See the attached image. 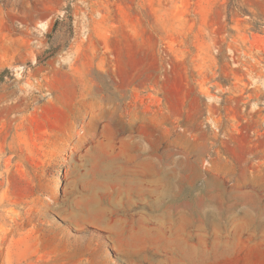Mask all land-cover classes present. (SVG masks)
Wrapping results in <instances>:
<instances>
[{
  "label": "rangeland",
  "instance_id": "374dc122",
  "mask_svg": "<svg viewBox=\"0 0 264 264\" xmlns=\"http://www.w3.org/2000/svg\"><path fill=\"white\" fill-rule=\"evenodd\" d=\"M0 264H264V0H0Z\"/></svg>",
  "mask_w": 264,
  "mask_h": 264
}]
</instances>
